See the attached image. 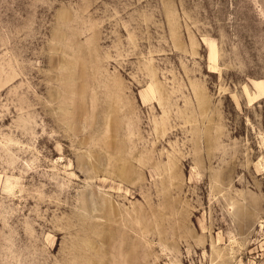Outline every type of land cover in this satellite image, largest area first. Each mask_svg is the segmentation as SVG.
<instances>
[{"label":"rangeland","instance_id":"rangeland-1","mask_svg":"<svg viewBox=\"0 0 264 264\" xmlns=\"http://www.w3.org/2000/svg\"><path fill=\"white\" fill-rule=\"evenodd\" d=\"M0 264H264V0H0Z\"/></svg>","mask_w":264,"mask_h":264},{"label":"bare ground","instance_id":"bare-ground-1","mask_svg":"<svg viewBox=\"0 0 264 264\" xmlns=\"http://www.w3.org/2000/svg\"><path fill=\"white\" fill-rule=\"evenodd\" d=\"M209 51H210V49H209ZM214 59H215V52L212 50L211 52H210V61L213 63L214 62ZM217 65V64H216ZM210 67H211V65H210ZM115 147V146H114ZM130 169V168H129ZM130 171H132V169L130 170ZM112 207V206H111ZM112 238V237H111ZM127 243V242H126Z\"/></svg>","mask_w":264,"mask_h":264}]
</instances>
